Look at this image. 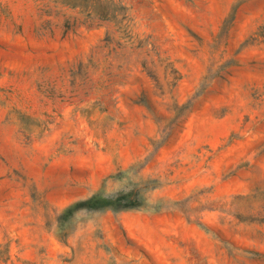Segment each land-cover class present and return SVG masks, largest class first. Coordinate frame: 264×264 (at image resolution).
Returning a JSON list of instances; mask_svg holds the SVG:
<instances>
[{"label": "rangeland", "instance_id": "obj_1", "mask_svg": "<svg viewBox=\"0 0 264 264\" xmlns=\"http://www.w3.org/2000/svg\"><path fill=\"white\" fill-rule=\"evenodd\" d=\"M121 1L0 0V264H264V0Z\"/></svg>", "mask_w": 264, "mask_h": 264}, {"label": "trees", "instance_id": "obj_2", "mask_svg": "<svg viewBox=\"0 0 264 264\" xmlns=\"http://www.w3.org/2000/svg\"><path fill=\"white\" fill-rule=\"evenodd\" d=\"M57 3L78 9L89 20H116L127 19V7L121 0H52ZM139 199L133 190H120L105 196L93 195L89 198L74 202L58 215V219L65 221L76 210L103 211L110 209L122 211L135 209L139 206Z\"/></svg>", "mask_w": 264, "mask_h": 264}]
</instances>
